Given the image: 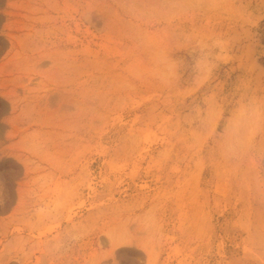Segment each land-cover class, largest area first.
Wrapping results in <instances>:
<instances>
[{
	"label": "rangeland",
	"instance_id": "rangeland-1",
	"mask_svg": "<svg viewBox=\"0 0 264 264\" xmlns=\"http://www.w3.org/2000/svg\"><path fill=\"white\" fill-rule=\"evenodd\" d=\"M0 264H264V0H0Z\"/></svg>",
	"mask_w": 264,
	"mask_h": 264
}]
</instances>
